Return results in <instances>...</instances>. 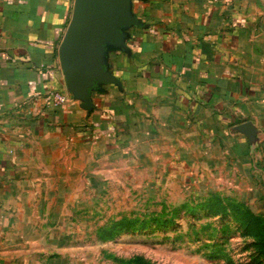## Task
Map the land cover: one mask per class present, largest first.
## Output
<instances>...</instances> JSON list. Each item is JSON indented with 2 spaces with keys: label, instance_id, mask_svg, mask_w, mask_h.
Here are the masks:
<instances>
[{
  "label": "crops",
  "instance_id": "obj_1",
  "mask_svg": "<svg viewBox=\"0 0 264 264\" xmlns=\"http://www.w3.org/2000/svg\"><path fill=\"white\" fill-rule=\"evenodd\" d=\"M73 3L0 0V264H43L27 200L43 191L25 171L37 134L77 143L150 129L244 157L264 143V15L239 0H132L139 23L105 55L118 83L95 86L84 109L58 53ZM56 85L68 103L49 104Z\"/></svg>",
  "mask_w": 264,
  "mask_h": 264
},
{
  "label": "rangeland",
  "instance_id": "obj_2",
  "mask_svg": "<svg viewBox=\"0 0 264 264\" xmlns=\"http://www.w3.org/2000/svg\"><path fill=\"white\" fill-rule=\"evenodd\" d=\"M239 2L263 17L264 0ZM34 138L43 264H264V143L244 157L150 129Z\"/></svg>",
  "mask_w": 264,
  "mask_h": 264
},
{
  "label": "water",
  "instance_id": "obj_3",
  "mask_svg": "<svg viewBox=\"0 0 264 264\" xmlns=\"http://www.w3.org/2000/svg\"><path fill=\"white\" fill-rule=\"evenodd\" d=\"M132 0H74L70 21L58 53L68 91L91 107L90 91L101 83H118L107 69L108 47H125V30L139 21Z\"/></svg>",
  "mask_w": 264,
  "mask_h": 264
},
{
  "label": "built area",
  "instance_id": "obj_4",
  "mask_svg": "<svg viewBox=\"0 0 264 264\" xmlns=\"http://www.w3.org/2000/svg\"><path fill=\"white\" fill-rule=\"evenodd\" d=\"M48 102L52 106H61L69 102L67 93L58 85L48 91Z\"/></svg>",
  "mask_w": 264,
  "mask_h": 264
}]
</instances>
